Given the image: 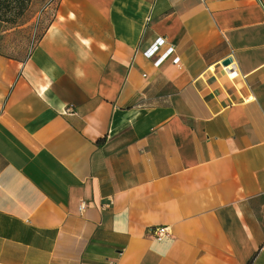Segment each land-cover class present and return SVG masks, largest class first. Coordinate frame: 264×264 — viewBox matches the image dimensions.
Segmentation results:
<instances>
[{"label": "crops", "instance_id": "0c3cea01", "mask_svg": "<svg viewBox=\"0 0 264 264\" xmlns=\"http://www.w3.org/2000/svg\"><path fill=\"white\" fill-rule=\"evenodd\" d=\"M45 8L0 48V264H264V0Z\"/></svg>", "mask_w": 264, "mask_h": 264}, {"label": "rangeland", "instance_id": "374dc122", "mask_svg": "<svg viewBox=\"0 0 264 264\" xmlns=\"http://www.w3.org/2000/svg\"><path fill=\"white\" fill-rule=\"evenodd\" d=\"M47 3L49 0H34L17 22L3 21L6 31L1 35L0 48L4 54L20 55L33 48L52 17V10L45 11Z\"/></svg>", "mask_w": 264, "mask_h": 264}, {"label": "built area", "instance_id": "2783aa9c", "mask_svg": "<svg viewBox=\"0 0 264 264\" xmlns=\"http://www.w3.org/2000/svg\"><path fill=\"white\" fill-rule=\"evenodd\" d=\"M166 41L167 40L163 35L156 37L155 40L145 49V54L154 58L155 65H160L164 60L170 58L174 64L179 66L182 61L181 55L177 54L174 44H165ZM225 69H227L228 73L232 76H236L239 73L238 69L232 63L226 64ZM260 210L264 215V203L262 204V208ZM148 229L150 235L158 240L165 239L169 235H172V228H170L169 224L152 225ZM110 264L116 263L111 262Z\"/></svg>", "mask_w": 264, "mask_h": 264}, {"label": "trees", "instance_id": "16d2710c", "mask_svg": "<svg viewBox=\"0 0 264 264\" xmlns=\"http://www.w3.org/2000/svg\"><path fill=\"white\" fill-rule=\"evenodd\" d=\"M32 0H0V20L17 22Z\"/></svg>", "mask_w": 264, "mask_h": 264}, {"label": "water", "instance_id": "95a60500", "mask_svg": "<svg viewBox=\"0 0 264 264\" xmlns=\"http://www.w3.org/2000/svg\"><path fill=\"white\" fill-rule=\"evenodd\" d=\"M229 60H230V58H227V59L224 61V63L228 62Z\"/></svg>", "mask_w": 264, "mask_h": 264}]
</instances>
